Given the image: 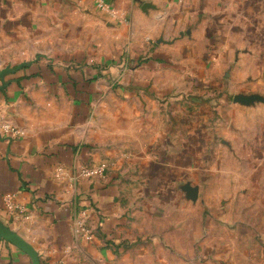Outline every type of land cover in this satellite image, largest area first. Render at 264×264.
I'll use <instances>...</instances> for the list:
<instances>
[{"label": "crops", "instance_id": "1", "mask_svg": "<svg viewBox=\"0 0 264 264\" xmlns=\"http://www.w3.org/2000/svg\"><path fill=\"white\" fill-rule=\"evenodd\" d=\"M103 1L0 0V116L23 131L0 133V264H115L139 196L167 205L220 175L233 152L213 135L234 136L210 127L218 107L264 132V0Z\"/></svg>", "mask_w": 264, "mask_h": 264}, {"label": "rangeland", "instance_id": "2", "mask_svg": "<svg viewBox=\"0 0 264 264\" xmlns=\"http://www.w3.org/2000/svg\"><path fill=\"white\" fill-rule=\"evenodd\" d=\"M237 107L224 103L211 121V128L234 136L213 135L233 152L220 175L202 186L189 183L187 194L167 205L139 196V237L115 264H264V159L252 152L264 132L259 114L240 115Z\"/></svg>", "mask_w": 264, "mask_h": 264}, {"label": "built area", "instance_id": "3", "mask_svg": "<svg viewBox=\"0 0 264 264\" xmlns=\"http://www.w3.org/2000/svg\"><path fill=\"white\" fill-rule=\"evenodd\" d=\"M99 6L104 7V1L99 0ZM4 133L13 137H20L23 135L22 129H20L17 125L6 121L3 117L0 116V133ZM107 164L101 163L98 166H89L82 169L79 174V178L85 180H92L94 178L102 177L106 170ZM62 169L56 173V176H61ZM73 182V181H72ZM22 212H25L24 208H21ZM90 216L86 210L81 211L78 213L77 217H75V233L78 236H82L83 238L87 239L88 241L92 240V230L90 229Z\"/></svg>", "mask_w": 264, "mask_h": 264}, {"label": "water", "instance_id": "4", "mask_svg": "<svg viewBox=\"0 0 264 264\" xmlns=\"http://www.w3.org/2000/svg\"><path fill=\"white\" fill-rule=\"evenodd\" d=\"M151 7H152V5H150L149 3H145V4H143L142 9H143V11H147ZM3 238L8 240V241L12 240L11 236L6 233V228L0 223V241Z\"/></svg>", "mask_w": 264, "mask_h": 264}]
</instances>
